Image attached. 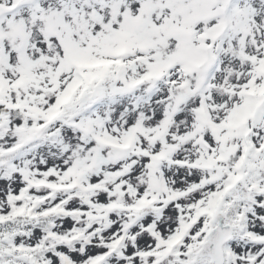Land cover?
<instances>
[{
	"label": "snow or ice",
	"instance_id": "obj_1",
	"mask_svg": "<svg viewBox=\"0 0 264 264\" xmlns=\"http://www.w3.org/2000/svg\"><path fill=\"white\" fill-rule=\"evenodd\" d=\"M0 264H264V0H0Z\"/></svg>",
	"mask_w": 264,
	"mask_h": 264
}]
</instances>
